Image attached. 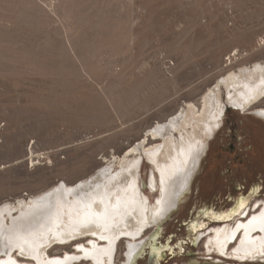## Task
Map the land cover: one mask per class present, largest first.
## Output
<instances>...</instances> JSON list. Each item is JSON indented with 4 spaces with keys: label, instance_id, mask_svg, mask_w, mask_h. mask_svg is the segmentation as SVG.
<instances>
[{
    "label": "rangeland",
    "instance_id": "1",
    "mask_svg": "<svg viewBox=\"0 0 264 264\" xmlns=\"http://www.w3.org/2000/svg\"><path fill=\"white\" fill-rule=\"evenodd\" d=\"M262 60L264 0H0V202L89 176L107 164L103 157L122 154L184 103L199 107L218 77ZM220 96L225 101L224 89ZM263 106L264 97L253 109ZM252 111L226 103L191 187L141 239L185 240L196 210H226L254 183L260 190L247 212L260 208L264 118ZM141 168L143 191L154 201L158 189L147 187L152 166L144 159ZM205 235L193 246L183 241L184 253L163 252L160 264L210 257L264 264L208 255ZM126 241L115 245L116 263ZM146 247L133 264L152 263Z\"/></svg>",
    "mask_w": 264,
    "mask_h": 264
},
{
    "label": "bare ground",
    "instance_id": "2",
    "mask_svg": "<svg viewBox=\"0 0 264 264\" xmlns=\"http://www.w3.org/2000/svg\"><path fill=\"white\" fill-rule=\"evenodd\" d=\"M223 89L225 101L220 96ZM263 97L264 60L238 67L218 77L201 94L199 107L194 102L184 103L165 121L148 128L142 139L122 154L103 157L107 164L89 176L74 183L59 180L36 194L0 202V264H133L146 246L149 262L160 264L165 252L184 253L183 241L193 246L203 234L208 255L244 263L264 260V201L250 216L246 207L260 190L255 183L226 210H196L185 223V240H175L171 245L168 241L159 244V235L141 239L147 228L160 227L191 187L208 139L220 127L226 103L242 112L251 109L264 118V106L253 109ZM143 158L152 166L147 187L149 191L158 189L154 201L143 191ZM120 238L127 241L123 259L116 263L115 245ZM232 244L236 245L229 250ZM65 245L73 248L48 252L53 246ZM21 250L26 259L18 260ZM200 263L230 264L213 257Z\"/></svg>",
    "mask_w": 264,
    "mask_h": 264
},
{
    "label": "snow or ice",
    "instance_id": "3",
    "mask_svg": "<svg viewBox=\"0 0 264 264\" xmlns=\"http://www.w3.org/2000/svg\"><path fill=\"white\" fill-rule=\"evenodd\" d=\"M243 206H244V204H243V202H241L240 207L242 208ZM17 259H18V260H19V259H26V258L24 257V255H23V250H21V252H20V256H19ZM13 264H16V262L14 261Z\"/></svg>",
    "mask_w": 264,
    "mask_h": 264
},
{
    "label": "water",
    "instance_id": "4",
    "mask_svg": "<svg viewBox=\"0 0 264 264\" xmlns=\"http://www.w3.org/2000/svg\"><path fill=\"white\" fill-rule=\"evenodd\" d=\"M147 262L149 263V259L147 258Z\"/></svg>",
    "mask_w": 264,
    "mask_h": 264
}]
</instances>
